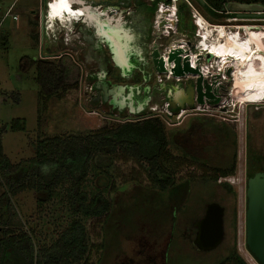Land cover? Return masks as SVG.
<instances>
[{"label":"rangeland","instance_id":"rangeland-1","mask_svg":"<svg viewBox=\"0 0 264 264\" xmlns=\"http://www.w3.org/2000/svg\"><path fill=\"white\" fill-rule=\"evenodd\" d=\"M114 1H103V7L107 8ZM40 2L0 0V128L6 126L1 135V144L9 161L17 164L32 158L35 155L34 145L39 139L88 134L103 125L134 120L152 113L164 123L170 153L174 157L190 160L186 165L173 169L176 182L166 190H155L148 185L144 163L112 160L109 171L114 187L118 189L111 193H107L106 189L103 192L112 200L109 215L104 223L93 219L83 220L89 228L90 243L94 245L88 254L89 264H216L232 251H236L247 264H257L245 247L244 171L249 157L264 155V100L237 103L228 96L213 106L202 104L199 110L185 106L186 110L178 116L167 115L165 86L151 80L148 83L149 100L141 115L126 111L120 114L122 116L103 112L99 105L93 103L96 95L93 84L97 76L110 69L108 78L113 83L134 85L129 76L119 78L120 69L113 66L106 41V38L110 41L113 32L109 36L104 32L100 34L92 21L87 20L85 24L75 19V22L66 23L69 32L66 29L55 31L51 27L55 33L51 30L48 35L42 34L43 26L40 28V25L46 12L43 11L40 21L37 14ZM181 2L187 3L189 10L187 13L183 11L181 17L177 16L175 10L172 28L166 32L168 36L159 39L161 53H167L171 46L184 45L191 57V67H197L202 76L216 74L213 64L207 60L197 61L195 57L208 47L194 23V19L201 18L217 29L224 27L228 34L238 30L240 33L237 34L243 40L253 37L249 32L244 36V29L253 28L262 33L257 41V50L264 61V18L211 16L195 0H170L169 4L163 5L177 9ZM145 3L149 6L150 0H145ZM10 7V13L5 15ZM159 8L157 5L151 17L148 12L140 14L135 3L131 2L128 7L118 6L119 15L105 10L107 15L100 18L103 21L119 17L132 47L139 46L141 32H149L145 44L148 53L155 40L158 23L164 18H157ZM233 11L254 12L250 9ZM107 20L109 25L104 24L111 29L112 23L110 19ZM106 26L103 25V28ZM67 34L70 37L65 38ZM194 39L196 50L185 45ZM252 51L256 53L253 47ZM62 54L70 55L78 66L77 86L68 90L62 98L51 96L45 108L41 105L39 108L40 86L35 81V70L32 67L22 71V58L53 59ZM156 79H159V75ZM175 82L169 81L166 87L180 89ZM142 85H137L139 93L136 99L140 101L144 98ZM260 89L264 95L263 84ZM223 105V108L219 107ZM14 119H20L18 123H22L24 130L9 128ZM233 159L235 167L232 175L219 177L216 182L207 177L208 167H224ZM98 171L93 167L84 183L83 189L89 195L105 186L109 188V179L99 176ZM132 175H138L139 182L128 181L127 178ZM224 182L230 188L221 184ZM3 190L4 186H0V193ZM63 194L64 189L57 187L49 199H46V193L39 194L33 189H25L10 197L14 211L22 222L18 228L31 235L36 247L51 244L70 222L72 216ZM38 199L44 200L40 203ZM210 202H218L224 207V233L216 248L203 251L192 244L195 236L193 224L203 216ZM100 243L101 249L98 246Z\"/></svg>","mask_w":264,"mask_h":264},{"label":"trees","instance_id":"trees-1","mask_svg":"<svg viewBox=\"0 0 264 264\" xmlns=\"http://www.w3.org/2000/svg\"><path fill=\"white\" fill-rule=\"evenodd\" d=\"M204 1L222 14L229 13V17L237 15V12L233 11L235 6L260 5L264 8V0ZM131 2L135 3L140 14L148 12L152 17L159 2L169 4L170 0H150L149 6L145 0H117L116 4L128 7ZM196 2L208 14L200 3ZM188 10L187 3H179L176 9L177 16L181 17V13L183 11L187 13ZM162 16L166 20L164 35H167L166 28L172 18L171 6H160L157 18ZM257 41L254 46L255 52ZM191 44L196 50V39ZM32 67L35 70V81L40 86L39 108L40 105L45 108V103L51 96L62 98L68 90L77 86L79 69L68 54L53 59L23 57L21 70L27 71ZM14 95L17 96V93ZM178 109L176 106L170 110L175 114ZM138 114L141 115L142 112ZM19 120L14 119L9 128L24 130L22 123H18ZM5 130L6 126L0 128V186H4L3 192L0 193V264H89L88 254L94 245L90 243L89 228L83 220L93 219L95 222L104 223L109 215L112 200L103 192L105 189L107 193L118 189L114 187L109 171L112 160H132L140 165L144 163L148 185L155 190L171 188L176 182L173 169L190 162L186 157H174L170 153L164 123L153 113L141 115L134 120L103 125L88 134L67 137L55 135L39 139L34 145L35 155L17 164L11 163L3 153L1 135ZM93 167L98 168L99 176L109 179L110 185L108 189L105 186L89 195L83 186ZM234 167V159L224 167H208L207 177L216 182L219 177L232 175ZM261 173L254 174L250 171L246 178L252 175L261 177L264 175ZM127 179L139 182L138 175H132ZM221 184L230 188L228 183ZM57 187L64 189L63 198L72 218L51 244L36 247L31 235L18 228L22 222L14 211L10 197L25 189H33L39 194L46 193V199H49ZM42 200L44 199H38V202L41 203ZM98 246L101 249L102 243ZM216 264L247 263L236 251H232Z\"/></svg>","mask_w":264,"mask_h":264},{"label":"water","instance_id":"water-1","mask_svg":"<svg viewBox=\"0 0 264 264\" xmlns=\"http://www.w3.org/2000/svg\"><path fill=\"white\" fill-rule=\"evenodd\" d=\"M196 1L200 3L209 15H223L229 17V13L222 14L212 9L204 0ZM233 8L241 11L246 9L254 11L251 13H237V16L264 18V8L260 5H241ZM172 22L173 21H171V24ZM165 23V19H162L158 23L155 40L152 42V49L149 53L154 72L158 75H168L167 77L170 78L186 77L185 92L182 89L174 87L175 101L178 103L180 109H184V104L189 106L192 105L193 75L197 76L194 82L197 92V104H209L210 102L217 104L212 86L217 83L220 74L213 75L211 83H209L207 79L202 76L197 67L190 66V54L182 46H171L167 53H161L158 39L163 34ZM186 45L189 46L190 42L188 41ZM200 56L201 55L197 54L196 60H198ZM226 75L229 76L230 74L226 72ZM102 85L106 86V83ZM138 93L139 87L137 85H124L120 86L118 89L114 88L110 91L112 95L111 104L114 107L118 104L120 108H124L127 105L129 110L133 112L135 109L134 100ZM137 106L138 111L141 110L142 101L137 100ZM173 107H176L174 101L169 107V110ZM223 215L224 207L218 202H210L206 205L203 216L195 220L193 224L196 228L195 236L192 240L193 246L198 250L209 251L216 248L221 243L224 233ZM245 247L257 264H264V175L261 177L252 175L246 178Z\"/></svg>","mask_w":264,"mask_h":264},{"label":"flooded vegetation","instance_id":"flooded-vegetation-1","mask_svg":"<svg viewBox=\"0 0 264 264\" xmlns=\"http://www.w3.org/2000/svg\"><path fill=\"white\" fill-rule=\"evenodd\" d=\"M103 1H106V0H71L72 3H71L70 7H71L73 13H75V14H78L80 9L88 7L90 10H94L96 13L99 12L98 13L99 18H100V16L102 17V16L107 15L104 13L105 10L106 11L108 10L110 14H112L113 12H116V16H117V14L119 15V12H117V10H118V5L116 4L117 0L112 2L111 4L107 3L109 9H107L108 7L107 8L103 7ZM52 2H55V1L54 0H41L39 8L37 9L38 19L40 21H41V15H42L43 11L46 12V10L48 8H50V4H52ZM42 7H44V9H42ZM158 12H159V10L157 11V13ZM121 13H123L122 10H121ZM80 16H81V18L78 20L79 22L80 21H82V22L87 21L86 17H85V13H82ZM114 22H115V19L111 18V23H114ZM175 22H177V21H175ZM176 25H177V23H176ZM111 26H112L111 29H109V28L106 29V27L102 28L103 29L102 32H104V34L107 36H109V33L113 32L112 35L110 36V41L106 38L107 45H108V48H109L110 53H111V60L113 61V66L118 67L120 69L119 78H121L122 76H129L130 79H132L131 84H134V85L141 84L142 85V83H143L141 90H142L144 98L142 101L141 110H139V111L137 109V107H138L137 103L134 105L135 109L133 112H131L129 110V107L127 105L124 108H120L118 104L116 107H114L111 104L112 95L110 94V91L114 88L118 89L120 86H124L128 83H124V84L113 83L112 80L108 78V74H109L110 69H107L100 76H97L98 78L96 77L94 80L93 87L96 89V95L93 98V103L99 105L102 108L101 111L111 112V114L117 113L118 115H120L124 111L129 112V113L138 114V113L144 111V109H145L147 101L149 100V98H148L149 97L148 96L149 90L148 89L150 86L148 85V83L151 80H154V81H157L159 85L165 86L164 87V89H165V97L164 98L166 99L165 107L167 109H169V107L171 106L173 101H174L175 105L178 106V103L175 101L176 97L174 96V87H172V86L166 87V86L169 83V81L170 82H171V80L173 82L176 81L175 83L178 84L177 87L178 88L181 87L180 89H182L185 92L186 91V77H184V78H170V77H167L168 75L161 74V75H159V79H156V76H158V74H156L154 72L151 61H150V57H149V53H150L152 48L147 53V50L145 47L146 46L145 45L146 39L148 38L149 34L147 35V33L141 32V34L139 36V38L141 37L140 38L141 42H140L139 46L135 45L136 47H132L130 42H128L129 41L128 32L123 27H121L120 23H115ZM251 34L253 35V33H251ZM162 36H164V32L160 36L159 39H161ZM103 37H105V36H103ZM159 39H158V43L161 45V43H160L161 41H159ZM256 40L253 43L254 44L253 45L254 51H255L254 46H255ZM182 46L184 47V45H182ZM191 46H192V44L190 43L189 48ZM200 54H202V53H200ZM255 55H256V53H255ZM201 58L202 57L200 56V58L197 61H201L200 60ZM255 58L259 64H260V62L264 63V61L261 60L260 53H259L258 59H257V57H255ZM260 66L264 67V65H261V64H260ZM150 67H152V69ZM214 68H215V72H216V66L215 65H214ZM216 74H218V73H216ZM213 75H215V74L213 73L212 75L210 74V75L203 76V77L206 78L209 83H211V78ZM196 78H197L196 75L192 76V81H193L192 101L193 102H192L191 107L192 108L198 107L197 110H199L200 104H197V92L195 90V84H194ZM228 80H229V78H224L223 74H220L219 79H217V83L212 86L213 90H214L213 93L215 95L214 97L217 100L216 103L223 102L229 96V90H228V83L229 82H228ZM103 83H106V86H103L102 85ZM263 87H264V82H263ZM261 90L262 89L252 91L251 93H249V95L246 97V99L242 102L236 101V100L235 101L237 103H240V102L241 103L261 102L264 100V95L262 93H260ZM204 101H205V99H204ZM213 101H214V99H213ZM210 103L208 105H212V106L215 105L213 103H211V104ZM185 106H189V105L184 104L183 107H185ZM224 106L225 105L219 106V107L223 108ZM120 116H122V115H120ZM250 171L254 174H257V173L259 174L261 172L264 173V155H262V156L261 155L260 156L252 155L251 157L248 158V162L246 164V168L244 171L245 177L247 176L248 172H250ZM263 173H261V174H263ZM195 231H196V228H195Z\"/></svg>","mask_w":264,"mask_h":264},{"label":"bare ground","instance_id":"bare-ground-1","mask_svg":"<svg viewBox=\"0 0 264 264\" xmlns=\"http://www.w3.org/2000/svg\"><path fill=\"white\" fill-rule=\"evenodd\" d=\"M54 1L55 2H52V4L56 6V0ZM71 3L72 2L70 1L57 13L50 8L49 16L51 17V20H53V16H55V20L52 22L53 24H51L55 31L68 28L66 27V23L69 22L67 21V17L70 19L72 17L71 15H73V11L70 7ZM83 10L84 8L80 9L78 14L81 15ZM175 10L174 6H171L172 18L168 23L166 32L172 28L171 21L174 19ZM95 14L99 16L98 13L95 12ZM107 19H110L111 21V18ZM107 19H104L103 21L108 22ZM114 19L115 22L112 23V25L120 23L119 17H115ZM196 20L201 36L208 44V47L202 53L203 57L200 60H207L209 63L214 64L216 66V73L223 74L224 78H229L228 90L231 99L241 102L244 101L249 93L260 89L264 81V68L260 66V64L264 65V63L260 62L259 64L255 58L256 55L257 59L259 57L257 48L256 55L252 51L254 41L256 39L259 40L262 35L257 38L256 34L253 33V37H248L246 40H243L240 35L238 36L237 31L233 34H228L224 27L222 29H217L215 26L208 25L209 22L207 23L201 18H197ZM235 33L237 35H235ZM226 72L230 75L227 76Z\"/></svg>","mask_w":264,"mask_h":264},{"label":"built area","instance_id":"built-area-1","mask_svg":"<svg viewBox=\"0 0 264 264\" xmlns=\"http://www.w3.org/2000/svg\"><path fill=\"white\" fill-rule=\"evenodd\" d=\"M164 3L163 2H159L157 5H158V7L159 6H161V5H163ZM10 11H11V7L6 11V13H5V15H8L9 13H10ZM158 11V10H157ZM49 12H50V8H48L47 10H46V15H45V18L42 20L43 21V23H44V25H43V23L40 25V28H41V26H43V28L41 29V31H42V34H45V35H48L49 34V32H50V30H52V29H50L52 26H51V24H52V22L55 20V16H53V20H51V17L49 16ZM72 17H71V19H68V17H67V21H73L74 19H80L81 18V16L79 15V14H75V13H73V15H71ZM194 16V15H193ZM13 18H16V15H13L12 16ZM57 18V17H56ZM73 19V20H72ZM196 19H194V23H195V25H197L196 24ZM198 32V31H197ZM239 31L237 30V33H238ZM254 33V34H256V36H258V38L261 36V34L262 33H260L259 31H257V30H255V29H244L243 30V33H244V36H245V34H247V33ZM240 33V32H239ZM243 36V35H242ZM193 109H198V107L197 108H193ZM153 110V109H152ZM183 110H186V109H179L178 110V112L177 113H175L174 114V116H178L179 115V113L181 112V111H183ZM166 114L167 115H172L173 113H171V111L169 110V109H167L166 108ZM154 115H156V114H154Z\"/></svg>","mask_w":264,"mask_h":264},{"label":"crops","instance_id":"crops-1","mask_svg":"<svg viewBox=\"0 0 264 264\" xmlns=\"http://www.w3.org/2000/svg\"><path fill=\"white\" fill-rule=\"evenodd\" d=\"M70 1L71 0H56V3H55L56 6H54L53 4H50V8H52L54 10V12L57 13V12H59V10L61 8H63L65 5H67ZM83 13H85L86 20H88L90 22L92 21L94 23L97 31H99V33L100 32L103 33L102 32L103 25L106 26L105 24H107V23L104 22V21H101L100 18H98V16L95 14V11L94 10H90L88 7L84 8ZM85 24H87V22ZM107 25H109V24H107ZM106 28H108V26H106ZM67 29H66V32L67 31L69 32V29L68 30ZM53 33H55V31ZM69 36H70V34L69 35L67 34L65 36V38L69 37Z\"/></svg>","mask_w":264,"mask_h":264},{"label":"clouds","instance_id":"clouds-1","mask_svg":"<svg viewBox=\"0 0 264 264\" xmlns=\"http://www.w3.org/2000/svg\"><path fill=\"white\" fill-rule=\"evenodd\" d=\"M72 20H73V19H72ZM78 20H79V19H77V21H78ZM74 21H76V20L74 19L73 21H70V22L72 23V22H74Z\"/></svg>","mask_w":264,"mask_h":264}]
</instances>
